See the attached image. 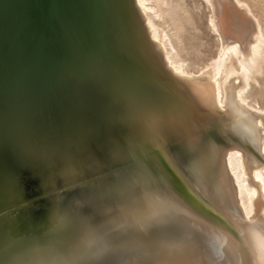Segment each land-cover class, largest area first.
Returning <instances> with one entry per match:
<instances>
[{
    "label": "bare ground",
    "instance_id": "bare-ground-1",
    "mask_svg": "<svg viewBox=\"0 0 264 264\" xmlns=\"http://www.w3.org/2000/svg\"><path fill=\"white\" fill-rule=\"evenodd\" d=\"M35 1L32 23L16 28L0 47V91L17 77L20 67L30 74L32 68H28L23 60L27 57L34 60L39 55L43 50L39 38L45 35L49 40L48 73L60 69L53 57L55 49L59 48L63 62L67 66L69 62H74L79 66L82 77L87 78L86 101L89 105L95 106L96 103L103 107L108 126H101L98 119L91 120L89 112L87 114L91 107L81 102L85 105L82 108L79 101L77 111L73 110L71 114L73 118L66 115L63 120L61 114L58 116L52 111L37 113L32 103L24 108L16 104L8 111L5 128L0 132V264H128L125 261L126 252L136 259L133 264H264L262 233L260 235L252 223H245V218L254 210L264 216V165L249 154V150H258L263 157V115L256 118L259 126L254 124L252 117L240 118L239 128L223 127L222 130L211 129L187 106L189 113L186 109L180 110L184 120L178 124V129L172 128L169 117L167 119L165 114L158 113L156 140L170 145L167 162L178 183L197 205L213 215L225 228L216 229L185 211L172 197L173 189L162 186V179L150 158L124 164L126 155L121 154L123 160L120 163L128 173L135 172L142 176L134 167L149 169L150 177L155 181L152 187L150 180H139L140 177L133 179L131 175L128 177L133 187L144 192L142 198L146 206L138 211L130 205H126V210H118L108 201V197L103 198L98 193L105 184L103 172L73 183L92 171L105 170L108 164L105 154L101 153L104 151L99 147L98 133L103 130V136L107 135L118 112V102L113 94L128 107L131 106L125 98V84L122 81L125 70L121 63L122 54L131 55L132 46H138L141 49L139 53L148 56L143 61L151 58V61L147 60V66L156 68L154 72L163 81L167 79L165 84L169 81L168 85L172 87L170 82L174 83L173 90L174 86L182 88L191 105L203 107L210 115H216V111H212L215 102L223 105L225 89L222 83H226L223 81L236 73L234 76L238 84L228 87L229 90L226 88V94L228 111L237 116L235 101L243 105L247 102L248 96L243 94L252 78L250 71L253 65L258 62L264 64V19L257 10V0H203L211 12L209 22L212 27L209 26L212 31L219 30L220 36L216 35L222 38L219 39L222 41L220 51L209 65L212 64L209 75L212 80L208 81H213L215 94L208 88L175 78L176 75L180 78L191 77L193 71L183 68L186 64L183 66L177 59L180 57L176 55L178 52L173 53L175 49L168 32L162 31L164 27L159 30L161 26L154 20L159 14L147 4L150 0ZM43 1L47 2L48 7L49 15L46 17L41 6ZM1 2L5 11L3 27L14 19L16 3L15 0ZM185 15L189 16L188 13ZM147 38L154 43L149 45ZM157 59L161 69L155 65ZM233 60L237 63L235 68L228 65ZM101 74H105L102 86L106 87H97L98 83L96 86L91 80L92 77L99 78ZM58 81L65 84V72ZM178 98L181 100L180 96ZM181 101L180 104L185 102ZM184 105H187L186 102ZM72 119L77 120L76 124L70 125ZM129 125L136 128L140 133L138 135H141L142 129H146L142 122L137 124L130 121ZM179 129L187 138L182 141L184 145L175 137ZM124 173L125 169L121 175ZM59 191H62V196H68L74 206L83 233L79 242L81 248L77 251L66 249L56 255L49 245V239L53 234L57 240L62 238L60 215H50L45 203L57 197L56 192ZM32 196L34 199L29 200ZM244 224L247 227H243Z\"/></svg>",
    "mask_w": 264,
    "mask_h": 264
},
{
    "label": "rangeland",
    "instance_id": "rangeland-1",
    "mask_svg": "<svg viewBox=\"0 0 264 264\" xmlns=\"http://www.w3.org/2000/svg\"><path fill=\"white\" fill-rule=\"evenodd\" d=\"M1 1L2 0H0V25H1L0 31L3 29V27H2L3 23H1V18L3 17L4 12H5L4 6H2ZM44 1L42 2L41 6H42L43 14L45 15L44 17H46L49 14H48V7L46 6L47 2H44ZM169 1L170 0H168V2H167V0H150L147 4L151 7H153L158 12L159 16H157L154 20H156L155 22L157 23V25L159 23V26H161V27L158 26L159 30H162V27H164L165 29L163 28L162 31L166 34L168 32L167 35H168V37H169V39H170V41H171V43L175 49V50H173V53L178 52V54H176V53L175 54L180 56L181 58L177 56L178 57L177 59H179V61L181 62V64L183 66H184V64H186L185 67H183V68H185L186 70L188 69L189 71H193V72H191L192 73L191 77L182 76L184 78H180L181 76L176 75L175 78L180 79L181 81L185 79L184 81H187V82L189 81V83L195 84L194 86H197V87L202 86L203 88H206V89L208 88V90L212 94H215L216 93L215 89H212V88H214V85L212 83L213 81H208L211 79V78L209 79V75H210V70L212 68L211 67L212 64H211V66H209V65H210V63H213L215 57L218 55V52L220 51V43L222 42L221 41L222 38L219 37L220 36V34H218L219 30H218V32H216V31H212V28H210V26L212 27V24L209 22L210 18H211L210 9L205 6V3L203 2V0H180V1L179 0H175V1L171 0L170 3H169ZM259 1L261 2V4H259L260 3ZM35 2H36L35 0H29V1L28 0H15V3H16L15 8H14L15 9L14 10L15 16H14V19L8 25L5 26L6 31H3L0 34V47L2 46V43H4V40L9 38L11 36V34L15 31L16 28H18L22 24L32 23V15H34L33 12H34L35 7H36V5H34ZM155 3H157V4H155ZM173 3L177 7L176 6L174 7ZM257 3L259 4L260 7L258 6ZM152 4L154 6L155 5L156 6L154 7ZM168 4L171 5L172 7L168 8L167 7V6H169ZM256 4H257V6H256ZM256 4H255V6L257 7V10L261 13V15H263L262 17L264 19V0H257ZM177 8L179 9L178 12H176ZM180 8H184V9H180ZM169 9H171V10L173 9L172 10L173 12H171V10H169ZM254 10H256V9H254ZM179 11L181 12V14ZM184 11H186V12H184ZM30 12H32V13H30ZM166 12H168V13H166ZM187 13L189 16L185 15ZM23 14H24V16H23ZM29 14L31 15V17ZM174 15L176 16V19H175ZM178 15H182L184 19H182V16H178ZM141 17L144 20V16L141 15ZM173 17H174V20H173ZM178 20H180L182 22H180ZM169 22L170 23L174 22V23H171V25L173 24L172 25L173 27L171 25H169ZM176 22H177V25H176ZM179 22L181 24H178ZM188 23H189V25H188ZM180 25H181V27H180ZM173 30H175V31H173ZM176 34H178V35H176ZM216 34L219 36L217 37ZM219 39H221V40H219ZM39 40L41 41V44L43 45V50L41 52H39V55H37V57L34 60H32V58H29V57H27L26 59L23 60L24 64L27 62L28 68L29 67L32 68V70L30 71V74L28 75L27 71L25 73V71L23 69H21L23 67H20L21 71H20V73H18L17 77L14 80H12V82H10L6 86V88H4L2 91H0V132L3 128H5V125H6L5 124V121H6L5 115H7L8 111L11 108H14V106L16 104L23 107L26 104L28 105L31 103L33 106L34 105L36 106V109L38 110L37 113L43 114V113H46L47 111H50V112L52 111L53 113L58 114V116H60V114H61V116L63 117L62 118V120H63L66 118V115H69V117L73 118L71 116V114L73 113V110L77 111L76 110V104L78 105L77 101H79V105H81L80 107L85 106V105H82L83 103H85L88 108L91 107V108H89V110L91 109L90 111L92 113L89 110L87 111V114L89 112L88 116L89 117L91 116L90 117L91 120H97L98 119V122L100 123L101 126L107 127L108 124L105 122V119L107 118V116L103 113L104 112L103 107H101L100 104L97 103L98 105H96V103H95V106L99 107V108H97L93 105H89L90 103L88 101H86L85 95H87V92H88V89L86 88V84L88 81H87V78L82 77V73L80 72L79 66H77L74 62H73L74 64L69 62L68 66H67V63L63 62L64 60L61 59V58H63V56H61V50L59 48H56L55 49V55H53V57L56 58V60L54 62L56 63V66H60V69L56 70L55 73H51V74L48 73V71L46 70V62L48 60L47 50H48L49 40L47 37H45V35L44 36L41 35ZM146 40H145L146 44L149 40L151 41V42L149 41V43H148L149 45L150 44L152 45L154 43V41L151 40L150 38L148 39V41H146ZM178 40H180V42ZM139 50H141V49L138 48V46H136V45L132 46L131 52H133V51H134L133 53L136 52L134 55L138 54L139 55L138 57H137V55L136 56L132 55L133 53H131V52H130L131 55L120 53L123 56V62L121 63V65H122L123 69L125 70V74L130 75L131 77L137 78V80L146 83L148 86L154 87L156 91H159V92L161 91V93L165 92V93L171 95V100H173L177 103L180 110H182V111L187 110V112L189 113L188 109H190V112H192V114H193V112L195 113V114H193L194 116H196L198 118L201 117L199 119L205 120L210 125L211 129H222L223 130V127H229L232 129L233 128L237 129V128H239L238 124H239L240 118H250V117H252L254 119V124L256 126H259V125H257V121L261 115L264 116V112H263L264 111V64L262 62H258L255 65H253V67H254V68L252 67L253 69L250 67L252 69V71H250L251 72L250 76H252V78L250 79V83H249L248 88L246 89V91L243 94L244 96H248V99H247L248 103L246 102L245 103L246 106H245V104L243 105L242 102L240 103V101H235V111H236L237 116L235 114H233V112L228 111V107H227V103H228L227 98L228 97L226 94V93H228V92H226V90H227L226 88H228V87L231 88V86H236L238 84V81L235 80V76H234V75H236V73H234V75L232 74L233 78H232V76H230L227 81H223V82H226V83H222L224 86V89H225V91L223 93V105L215 102V105H214L215 109L212 111L213 112L216 111V115H210L209 112L206 113L207 111L204 110L203 107H201L199 105H191L188 102V97L184 95L186 93L183 90H181L182 88L177 86V87H179V89H178V88H176V86H174V90H173V84L174 83L170 82L172 87L170 85H168L169 81H168V84L167 83L165 84L164 81L167 79H164V81H163L160 78V76L154 72L156 68L152 69L150 67V65L147 66L148 62L151 61V58L149 57V59H147L148 62H147V60L143 61L144 59H146L145 57L148 58V56L147 55L144 56L145 53L143 54V52L142 53L140 52L142 54L141 55L139 53ZM128 56H130L129 57L130 61H129ZM143 56H144V58H143ZM139 57H141L143 59H141ZM132 59H134V61H132ZM70 60H72V59H70ZM157 60H156L157 63H155V65H157V68L161 69L162 66L159 63L160 61H159V59H157ZM68 61H69V59H68ZM133 62H135V63H133ZM140 62L143 63V65ZM134 64L137 66V68ZM141 65L143 67H141V69H139ZM228 65L231 66V68L237 67V63L234 60L231 63H229ZM148 68L149 69L151 68V69L149 70ZM250 68H249V70H251ZM62 69H63V72H65V77H66L65 84L58 81L59 77L63 73V72L61 73ZM141 70L146 71V72L149 70V72H148V74H144ZM102 75H103V77H101ZM155 75H157L156 79H155ZM104 76H105V74H101L99 76V78L92 77L91 80H92L93 84L96 85L98 83L97 85H99V86H97V85L96 86L100 87L103 85V79L102 78H104ZM99 80H101L102 83ZM196 80H198V81H196ZM199 81H203V82L199 83ZM99 82L101 83V85ZM200 84H202V85H200ZM175 85H177V84H175ZM206 85H207V87H206ZM102 87H106V85L102 86ZM229 88H228V90H229ZM176 92H177V94H176ZM178 93H179L180 99L185 101L187 105H184L185 102L183 103V101L179 100ZM174 94L176 95L177 98L175 97ZM82 96H84L83 98H84V101H86V102L83 101V98H81ZM182 96H183V98H182ZM125 98L128 99L130 101V103H132V100L129 99L128 94L125 95ZM180 101L183 104H180ZM59 102H61V103H59ZM81 102H83V103H81ZM186 106L188 107V109H186ZM95 108H97V109H95ZM100 109H102V110H100ZM154 109H155V105H154V107H151V109H148L149 110L148 113L150 114L148 117H150L151 119L149 120V125H146V123H145V128L147 130L142 129L141 131H143L142 132L143 134L141 133L140 136H142V138H143L142 141H144L147 145L146 151H148L151 155H153V157L156 158L158 163L161 165V167L163 169V173L166 176V180H167L169 186L173 189L172 197L177 202H179V204L181 205V207L185 211L193 214L199 220L206 222V223H209L210 225H212V227H214L216 229L222 228V227L225 228L224 226H222L218 222V220L213 215H211L210 213H207L202 206L197 205L196 201H194L192 199L191 195L186 193V191L183 190V188H181L180 184L178 183V180L176 179L175 175L173 174L172 169L169 166V163L167 162V160L169 158L168 146H170V145L169 144L166 145V144L161 143V142H160L161 143L160 144L156 140V136H157L156 134L158 133V130H159L158 129L159 122L157 120L158 113ZM95 110L97 111L96 114L99 115L98 118H96L97 115L94 114ZM83 112H84V109H83ZM144 113L146 114L147 112L145 111ZM92 114H93V117H92ZM148 117L146 119H149ZM208 117H210V119ZM94 118H96V119H94ZM101 118L103 120H101ZM256 118H258V119H256ZM207 119H209V120H207ZM59 120H60V118H59ZM67 121H69V119ZM76 122H77L76 119H75V121L72 119L71 124L70 123L69 124L70 125H72V123L76 124ZM133 129L136 130L135 127H133ZM147 131H148V133H147ZM148 134H150V135H148ZM184 140H187V138H184L183 141ZM156 143H158V145ZM148 152L145 153V156L150 155ZM162 152H163V154H162ZM257 153H258V150H257ZM125 155H126V159L124 161V164L135 163V162H139L142 159H146V158H144V155L141 152H136V151H128L127 150V152H125ZM263 158H264V154H263ZM103 171H105V170L92 171L90 175L79 178V179L75 180L73 183L85 181L92 176H95L97 174L102 173ZM49 193H51V192H48L47 194H49ZM254 198L256 200L258 199L257 196H255ZM33 199H34V196L30 197L29 200H33ZM245 223H247V224L252 223L254 225V227H256V230L258 229V233L260 235L262 233L261 236H263V238H264V225H263L264 224V216L263 215H258L256 210H254L249 217L245 218ZM227 230L230 231L229 229H227ZM261 230H263V231H261Z\"/></svg>",
    "mask_w": 264,
    "mask_h": 264
},
{
    "label": "water",
    "instance_id": "water-1",
    "mask_svg": "<svg viewBox=\"0 0 264 264\" xmlns=\"http://www.w3.org/2000/svg\"><path fill=\"white\" fill-rule=\"evenodd\" d=\"M1 23L4 24L3 17L1 18ZM3 31H6L4 25L0 34ZM143 73L148 74L146 71H143ZM122 76V81L125 84V92L129 95V99L132 100V103L131 106L128 107L126 103H124L121 99H118V97L113 94L119 106L118 112L115 115L116 118H113L111 127L107 130V135L103 136V130L98 133L99 147L104 151L101 153H104L106 159L108 160V164L104 167L105 171H103L102 174L104 175L105 184L104 187L102 186L98 190V193H101L103 198L108 197V201L111 202L118 210H126V205H130L134 206L136 211H138L140 207L145 208L146 206L145 200L142 198L144 192H142L139 188L136 189L133 187L134 185L132 184V180H129L128 177L131 175L133 179L140 177L139 180L142 178L147 181L150 180L152 187L155 186V181L150 177V172H148L149 169L141 170L138 166H135V171L142 174V176L137 175L135 172L129 171L130 173H128L127 169L120 163L121 160H123L121 159V154H125L127 149H130V151L141 152L144 155V158H150L152 160L153 167L162 179V186L169 188V184L163 173L161 165L158 163L156 158L153 157V155L146 151V143L142 141V137L138 135L139 132L134 130L133 126L129 125V122H137V124L142 122L148 125L149 120L151 119L148 117L150 115L148 113V109H151L154 105V110L156 111L157 109V113L165 114L167 119L169 117L168 120H170L171 124H173L172 128L174 129H178V124L182 123L184 119H182L180 108L177 103L171 100V95L167 93L165 94V92L161 93V91H156L154 87L148 86L146 83L139 81L137 78L131 77L130 75L123 73ZM124 94L125 93H123V95ZM123 95L121 94V96ZM145 111L147 112L146 114L144 113ZM147 117L149 119H146ZM173 117L176 118V120L173 119ZM175 137L178 139L179 143L182 144L184 138L183 131H181V129H179V132L176 131ZM182 145H184V143ZM146 152L150 155L145 156ZM249 154L259 163L264 165V158L257 152L249 150ZM124 169L125 173L121 175V171ZM141 184L144 183L141 182ZM56 193L57 197L53 198V200L46 201L45 204L47 205L46 209L50 215L54 216L56 215L55 213L60 215V232L62 234V238L58 240L55 239L54 234L51 231L50 233L53 234V236H51L52 238L49 237V240H51L49 241V245L52 251L55 252L54 254L60 255V253L66 249L77 251L81 248L79 242L83 231L78 223V218H76V210L70 203L68 196H62V191ZM243 227H247V224H244ZM125 257L127 259L125 261L128 264H133L134 260L136 261L133 254L129 252L125 253ZM142 263L145 264V262Z\"/></svg>",
    "mask_w": 264,
    "mask_h": 264
}]
</instances>
